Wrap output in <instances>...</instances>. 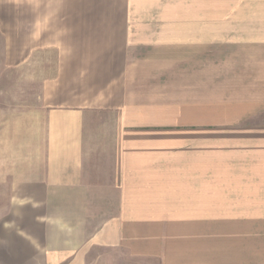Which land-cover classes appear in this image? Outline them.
<instances>
[{
  "label": "crops",
  "instance_id": "0c3cea01",
  "mask_svg": "<svg viewBox=\"0 0 264 264\" xmlns=\"http://www.w3.org/2000/svg\"><path fill=\"white\" fill-rule=\"evenodd\" d=\"M0 66L83 83L19 126L0 264H264V0H0Z\"/></svg>",
  "mask_w": 264,
  "mask_h": 264
},
{
  "label": "rangeland",
  "instance_id": "374dc122",
  "mask_svg": "<svg viewBox=\"0 0 264 264\" xmlns=\"http://www.w3.org/2000/svg\"><path fill=\"white\" fill-rule=\"evenodd\" d=\"M54 67H15L0 66V172L6 174L14 165L13 152L16 148V139L21 134L19 126H47L46 119L49 112L57 114L71 111L83 106V83L44 82L42 80L54 78ZM56 126H62L59 123ZM5 176V175H4ZM9 183L0 185V218L14 219V213L10 209V196L8 194ZM137 231V239L133 245L135 253L147 255L149 252L155 255V246L158 244L156 235L153 234L152 244L148 242L142 229ZM166 234V240L162 250L166 251L162 257L165 262L175 263V228H161ZM160 228H157V232ZM141 237V238H139ZM150 241V240H149ZM151 245V246H150ZM136 254L134 264H159L141 261ZM173 254V255H172ZM163 258V259H164ZM162 262V260L160 261Z\"/></svg>",
  "mask_w": 264,
  "mask_h": 264
}]
</instances>
